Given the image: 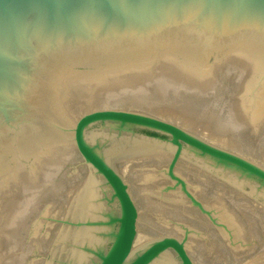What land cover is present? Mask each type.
I'll return each mask as SVG.
<instances>
[{"label":"water","instance_id":"obj_1","mask_svg":"<svg viewBox=\"0 0 264 264\" xmlns=\"http://www.w3.org/2000/svg\"><path fill=\"white\" fill-rule=\"evenodd\" d=\"M222 62L264 118V0H0V264H264V165L98 108Z\"/></svg>","mask_w":264,"mask_h":264},{"label":"rangeland","instance_id":"obj_2","mask_svg":"<svg viewBox=\"0 0 264 264\" xmlns=\"http://www.w3.org/2000/svg\"><path fill=\"white\" fill-rule=\"evenodd\" d=\"M244 74L245 72L222 62L212 87L164 90L152 81L146 92H140V95L138 93V95H134L133 93H131L133 95H130V93L127 95H112L99 102L98 108H130L159 115L182 125L212 143L231 149L264 165V121H261L259 125L251 121L254 125H258V130L256 126L252 124L249 126V122H247L248 124L245 123L246 125L243 127L244 123H240L241 120H239L240 118L238 115L236 116V111L234 109ZM237 86L238 88H236ZM232 97H234V99ZM230 102L232 103L230 104ZM228 106L232 109L229 110L230 107L228 108ZM227 108L228 110H226ZM229 111H232L231 113L234 114V118H232V114ZM225 112L226 114H228V112L230 113V115H228L229 117L223 114ZM199 115L205 117V119L201 116L198 117ZM224 115L227 116L225 117L228 118V120L231 118L235 119L233 120L234 122L230 121L232 124H236L235 126H237V129L234 128L235 126L232 125L230 121L227 122ZM206 117L208 121H206ZM235 117L239 119L237 118L238 120H236ZM198 118H203L204 120H198ZM209 118L211 120L215 118L214 121L216 120V122H213V120L211 122ZM223 118L226 121L225 126H223V122H225ZM237 121L239 122L236 123ZM221 122L222 124H220ZM214 125L216 127L213 128ZM226 125L231 127L229 128L231 132L229 129L226 130ZM239 125H242V128H240ZM232 127L234 129H232ZM250 127H255L256 131ZM217 128L219 133L216 132ZM223 128L229 132L224 131ZM246 129H248L249 132ZM250 129L253 132L251 131L250 133ZM232 130H234V135L232 134ZM238 130L241 131L239 132ZM222 131H224V133ZM241 132H244V134ZM252 134L253 136L256 135V137H253Z\"/></svg>","mask_w":264,"mask_h":264},{"label":"bare ground","instance_id":"obj_3","mask_svg":"<svg viewBox=\"0 0 264 264\" xmlns=\"http://www.w3.org/2000/svg\"><path fill=\"white\" fill-rule=\"evenodd\" d=\"M240 87H241V86H240ZM236 88H238V86H237ZM239 89H240V88H239ZM234 93H235V92H234ZM128 94H129V93H128ZM133 94L136 95L137 93H133ZM133 94L130 93V95H133ZM138 94H139V93H138ZM138 94H137V95H138ZM115 95H116V94H115ZM121 95H123V94H121ZM126 95H127V94H126ZM139 95H140V94H139ZM232 98L234 99V97H232ZM236 99H237V98H236ZM232 101H234V100H232ZM231 103H232V102H230V104H231ZM233 103H234V102H233ZM230 106H231V105H230ZM230 106H228V108H229ZM232 106H233V105H232ZM221 107H222V106H221ZM228 108H227L226 110H228ZM223 109H224V106H223ZM230 109H232V108L230 107L229 110H230ZM221 110H222V109H221ZM224 110H225V109H224ZM226 112H227V111H226ZM226 112L223 113V114H226ZM229 112L231 113L232 111H229ZM229 112H228V114H226L227 116L230 115ZM234 112H235V111H234ZM235 113H236V112H235ZM231 114H232V113H231ZM205 115H206V114H205ZM205 115H204V116H205ZM221 115H222V114H221ZM226 115H224V118L227 119V122L230 121V120H231L232 122H234L233 120H235V119H232V118H234V114L231 115L232 118L230 117V118H231L230 120H228V118H226V117H227ZM237 115H238V114L236 113V116H237ZM200 116H201V115H199L198 117H200ZM225 116H226V117H225ZM201 117H203V116H201ZM220 117H222V116H220ZM228 117H229V116H228ZM203 118L205 119V117H203ZM203 118H201V119L198 118V120H199V119H200V120H204ZM224 118H223V119H224ZM235 118H236V120L239 119L238 117H235ZM237 118H238V119H237ZM196 119H197V118H196ZM207 119H208V118L206 117V121H208ZM209 119H210V118H209ZM214 119H215V118L212 119L213 122H216V120L214 121ZM219 119H220V118H219ZM225 119H224V121H225ZM210 120H211V119H210ZM212 120H211V122H212ZM239 120H240V119H239ZM220 121H222V120H220ZM231 121H230V122H231ZM261 121L263 122V121H264V118H260V119L254 120L253 123L259 125V124H261ZM232 122H231V124H232ZM238 122H239V121H237L236 123H238ZM250 122H251V121H250ZM250 122H249V124H250L249 126H251V124H252L253 126H256V125H254L252 122H251V123H250ZM205 123H206V122H205ZM223 123H224L223 126H225L226 121L223 122ZM240 123H241V121H240ZM210 124H211V123H210ZM220 124H222V122H221ZM228 124H229V123H228ZM231 124H230V125H231ZM246 124H248V123H246ZM246 124L244 123V126H243V127H245ZM215 125H216V124H215ZM215 125L213 126V128L216 127ZM232 125H234V123H233ZM232 125H231V126H232ZM235 125H236V124H235ZM235 125H234V126H235ZM237 125H238V124H237ZM258 125L256 126V129H257ZM211 126H212V125H211ZM241 126H242V125H241ZM241 126L239 125L240 128H242ZM220 127H221V126H220ZM226 127H227L226 130H228L229 128H231L229 125H228V126L226 125ZM236 127H237V126H235L234 128H236ZM239 127H238V128H239ZM234 128L232 127V129H234ZM240 128H239V129H240ZM250 128H252V127H250ZM221 129H222V128H221ZM236 129H237V128H236ZM244 129H245V128H244ZM244 129H243V131H244ZM252 129H254V131H256V130H255V127L252 128ZM258 129H259V128H258ZM258 129H257V130H258ZM223 130L226 131L224 128H223ZM246 130L248 131V129H246ZM224 131H222V132L224 133ZM229 131L231 132V129H229ZM229 131H226V132H229ZM232 131H233V132H232V134H233V133H234V130H232ZM238 131H239V130H238ZM240 131H241V130H240ZM240 131H239V132H240ZM251 131H252V130L250 129V133H251ZM216 132L219 133L218 128H217V131H216ZM226 132H225V133H226ZM248 132H249V131H248ZM252 132H253V131H252ZM220 133H221V132H220ZM223 133H222V134H223ZM241 133L244 134V132H241ZM255 133H256V132H255ZM230 134H231V133H230ZM245 134H246V131H245ZM248 134H249V133H248ZM233 135H234V134H233ZM249 135H250V134H249ZM250 136H251V135H250ZM252 136H253V134H252ZM254 136L256 137V135H254ZM254 136H253V137H254ZM171 259H172V258H170V255H169V256L166 255V256L164 257V260H163V261H161V262H159V263H156V264H168V262H169ZM171 261H172V260H171ZM171 261H170V262H171Z\"/></svg>","mask_w":264,"mask_h":264}]
</instances>
